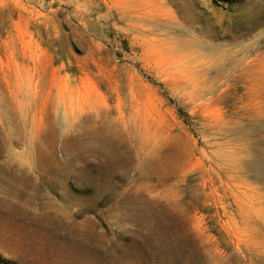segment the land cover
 Here are the masks:
<instances>
[{"label": "rangeland", "instance_id": "obj_1", "mask_svg": "<svg viewBox=\"0 0 264 264\" xmlns=\"http://www.w3.org/2000/svg\"><path fill=\"white\" fill-rule=\"evenodd\" d=\"M0 264H264V0H0Z\"/></svg>", "mask_w": 264, "mask_h": 264}]
</instances>
